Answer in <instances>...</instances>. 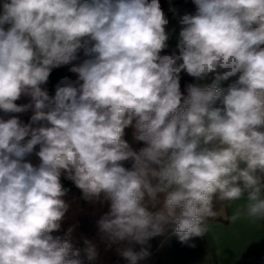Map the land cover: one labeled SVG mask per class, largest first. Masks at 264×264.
I'll return each instance as SVG.
<instances>
[{"label": "clouds", "instance_id": "obj_1", "mask_svg": "<svg viewBox=\"0 0 264 264\" xmlns=\"http://www.w3.org/2000/svg\"><path fill=\"white\" fill-rule=\"evenodd\" d=\"M193 3L179 18V55H161L169 34L159 0L0 5V110L34 108L30 124L0 119V264H82L79 250L50 234L69 207L62 172L85 199L111 201L98 224L112 242L144 245L169 222L182 243L203 237L218 214L214 196L230 205L246 194L227 219L264 221V0ZM81 50L88 58L70 69L77 81L65 78L50 97L40 85ZM182 71L197 81L186 96ZM22 94L30 104L15 103ZM133 121L134 139L146 144L138 152L122 139ZM36 146L38 166L26 160ZM158 193L163 208L153 213L147 204ZM120 254L138 264L149 252Z\"/></svg>", "mask_w": 264, "mask_h": 264}, {"label": "trees", "instance_id": "obj_2", "mask_svg": "<svg viewBox=\"0 0 264 264\" xmlns=\"http://www.w3.org/2000/svg\"><path fill=\"white\" fill-rule=\"evenodd\" d=\"M150 2V0H149ZM162 10H169L171 8L183 9L195 7L193 0H159ZM83 57V61L87 59L83 53L80 51ZM161 55H172L168 49H163ZM179 63V62H178ZM71 74L70 69L65 68H52L48 80L43 85L47 86V91L50 97H54L55 91L58 85H62V81ZM236 76L230 77L228 80L223 81L218 87L227 89ZM180 90L184 96L187 95V85L194 84V77H191L186 72L180 73ZM17 105H22V99L16 100ZM22 116L20 113H5L0 110V119L8 120L12 117L19 119L21 124H30L31 117L33 116ZM135 122V121H134ZM45 121L37 122L33 124V127L41 126L46 124ZM130 132L127 133V139L132 137V126H127ZM264 131V128L261 129ZM27 139V138H26ZM23 143V142H22ZM134 151H139L141 148L145 147L146 144L143 141H139L135 146L129 144ZM39 146H36L34 151H38ZM26 160L29 162V160ZM125 168L131 169L132 161L121 162ZM61 184L67 189V193L62 199L69 205L64 218L60 222L59 230H55L50 233L54 238L60 237L61 240L67 239L72 245L73 250L80 251V257L82 264H129V262L120 254V252L127 248H132L133 251L139 252L141 248H146L149 255L138 261V264H162L161 253L158 251L157 242L151 237L147 240L144 245H141L135 241H117L112 242L109 240L107 234L101 231L98 221L110 212L111 201L104 198L101 194L99 198H94L92 200L85 199L83 192L79 189L73 181L66 177V174L62 172L61 174ZM156 183V181H153ZM69 229L71 233L69 234ZM88 242L95 246L97 251V257L94 260H88L84 249L88 246L85 242ZM202 242L201 237H192L187 243H182L177 235L175 237V244L177 248L184 253V251H191L194 247H190L189 244L199 245ZM264 264V262H263Z\"/></svg>", "mask_w": 264, "mask_h": 264}, {"label": "crops", "instance_id": "obj_3", "mask_svg": "<svg viewBox=\"0 0 264 264\" xmlns=\"http://www.w3.org/2000/svg\"><path fill=\"white\" fill-rule=\"evenodd\" d=\"M3 2L4 0H0V5ZM195 7L176 9L175 14L172 11L163 10L168 19V24L165 26V31L169 34V39L166 41L168 45L166 49L171 54L179 55L177 44L182 28L179 18L186 13H193ZM0 12H2V7H0ZM7 27L9 25H5L6 29ZM81 58L83 59L82 54L79 52L75 61L56 68L71 69L75 62L79 64L83 62V60L81 62ZM72 74L73 72L71 71L68 81L74 83L77 80H72ZM213 78L214 74H209L208 78L199 83L201 86L210 84ZM237 79L238 75L233 80V83ZM195 83L197 81L194 78ZM40 87L42 90L47 91L48 89L43 84ZM21 99L22 105L31 103V97L29 96L22 94ZM164 199L165 193H158V203L155 206L152 203H148V210L153 213L160 211L163 208ZM245 201L246 194L241 200L233 201L230 205L228 201H220L214 196L213 211L218 212V214L216 217L207 218L210 231L201 237L202 242L187 254L182 253L175 244V237L177 236L174 231L175 225L171 222L164 225L163 232L152 237L157 242L162 264H263L264 221L250 223L246 219H238L233 223L227 219L235 212L237 207L243 206L246 203Z\"/></svg>", "mask_w": 264, "mask_h": 264}, {"label": "rangeland", "instance_id": "obj_4", "mask_svg": "<svg viewBox=\"0 0 264 264\" xmlns=\"http://www.w3.org/2000/svg\"><path fill=\"white\" fill-rule=\"evenodd\" d=\"M82 60L83 59L81 58V62H82ZM78 65H79V63H76L75 62L73 66H78ZM77 79H78V74L73 72V74H72V80H77ZM32 114H34V108H29L28 110L20 113V115L26 116V117L29 116V115H32ZM134 125H135V122L133 121V124L130 125V126H132V129H131L132 137L130 139H127V137H126L127 133L130 132V130H127L128 127H126L124 129V136L122 137V139H124L125 141H127L128 144H132L133 146H135L136 143L139 142V141H137V140L134 139V134H135V127H134ZM35 153H36V151H33V153L30 154L27 159L34 166H38L39 163H40V160H39V157ZM184 253L187 254V253H189V251H184Z\"/></svg>", "mask_w": 264, "mask_h": 264}]
</instances>
